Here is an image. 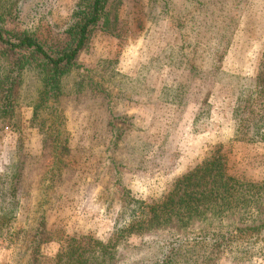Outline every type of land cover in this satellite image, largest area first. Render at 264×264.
I'll use <instances>...</instances> for the list:
<instances>
[{
  "label": "rangeland",
  "instance_id": "374dc122",
  "mask_svg": "<svg viewBox=\"0 0 264 264\" xmlns=\"http://www.w3.org/2000/svg\"><path fill=\"white\" fill-rule=\"evenodd\" d=\"M80 2L0 0V24L55 42ZM107 10L62 93L37 107L42 77L27 69L14 112L0 113V264H31L42 223L40 264H58L69 243L81 264H159L163 245L184 264L211 225L264 224V0H110ZM5 64L0 47V78ZM214 155L244 200L187 226L129 229ZM243 238L216 264H264V228Z\"/></svg>",
  "mask_w": 264,
  "mask_h": 264
},
{
  "label": "trees",
  "instance_id": "16d2710c",
  "mask_svg": "<svg viewBox=\"0 0 264 264\" xmlns=\"http://www.w3.org/2000/svg\"><path fill=\"white\" fill-rule=\"evenodd\" d=\"M109 3L110 0H81L71 23L61 31V39L55 42L44 40L27 28L0 24L1 57L6 62L0 78V113L14 112L16 87L27 69L38 71L42 77L37 107L62 93L64 76L77 65L81 52L89 45L97 27L103 20L105 27L111 22V12L107 10ZM0 17L3 15L0 14ZM237 184L239 180L237 182L236 177L230 176L226 170V161L214 155L177 178L174 188L165 191L160 198L146 202L142 208L145 213L141 219L133 220L129 229L142 223L163 227L174 220L180 226H187L195 217H206L213 211L223 214L232 207L231 198L244 200ZM44 226L42 223V229L39 228L32 236L31 264H40L43 257L41 246L48 243L44 238ZM211 226L214 237L205 244L204 252L195 253L184 264H216L223 254L242 242L243 237L264 228V224L232 230ZM92 243L94 247H107L100 240L95 239ZM161 247L165 250L161 253L159 264H176V251L168 249L174 246ZM196 247H199L198 241ZM76 253L75 244L69 243L58 253L57 263H83L84 253L78 252L75 257Z\"/></svg>",
  "mask_w": 264,
  "mask_h": 264
}]
</instances>
